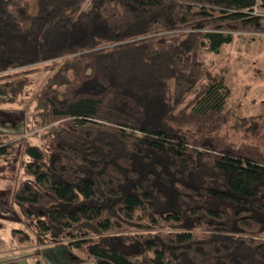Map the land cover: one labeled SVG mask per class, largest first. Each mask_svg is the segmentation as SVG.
Segmentation results:
<instances>
[{"label":"trees","instance_id":"trees-1","mask_svg":"<svg viewBox=\"0 0 264 264\" xmlns=\"http://www.w3.org/2000/svg\"><path fill=\"white\" fill-rule=\"evenodd\" d=\"M235 35H264V0H0V73H20L0 105L28 96L26 69L56 66L23 104L39 144L0 134L36 244L106 264H264V152L214 141L234 94L205 71ZM241 120L264 141V120Z\"/></svg>","mask_w":264,"mask_h":264},{"label":"rangeland","instance_id":"rangeland-1","mask_svg":"<svg viewBox=\"0 0 264 264\" xmlns=\"http://www.w3.org/2000/svg\"><path fill=\"white\" fill-rule=\"evenodd\" d=\"M56 66L50 63L37 65L26 69L30 72L28 78L32 81V86L27 92V97L20 99L13 105H0V134L22 137L24 140L29 139V135L24 131V112L23 104L28 103L31 95L42 86L43 81L48 77ZM205 71L209 74L223 73L225 85L234 94L230 106V119L214 135V141L220 146L240 145L255 146L259 145L264 152V141L253 139L249 134H246L244 128H234L233 124L242 123L241 118H244L246 124L252 120L262 122L264 120V35H235L233 41L228 46L222 48L219 57L208 55L205 58ZM20 73L7 72L0 73V79L7 76H14ZM263 110V111H262ZM260 119L257 120L255 115L259 114ZM238 115V116H237ZM236 122V123H235ZM261 134H264L262 131ZM260 134V136H261ZM32 143L39 144L35 139L30 140ZM15 160L20 162V153L17 152L13 156L3 158V160ZM3 215V231L0 233V253L8 252L17 248L19 253H34L38 244L31 239V228L23 227L12 211L11 207L0 211ZM2 215V216H3ZM27 230L28 238L17 243L9 241L11 230L13 229ZM45 245H48L47 243ZM11 255V254H10ZM80 264H106L96 259H88L85 263Z\"/></svg>","mask_w":264,"mask_h":264},{"label":"crops","instance_id":"crops-1","mask_svg":"<svg viewBox=\"0 0 264 264\" xmlns=\"http://www.w3.org/2000/svg\"><path fill=\"white\" fill-rule=\"evenodd\" d=\"M19 163L15 160H0V211L11 207ZM0 212V221L5 215ZM3 230L0 233L3 235ZM11 241V236L8 238ZM12 242V241H11ZM34 253H19L17 248L0 253V264H80L88 259L81 253L70 250L66 244H41ZM11 254V255H10Z\"/></svg>","mask_w":264,"mask_h":264}]
</instances>
